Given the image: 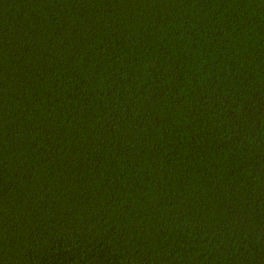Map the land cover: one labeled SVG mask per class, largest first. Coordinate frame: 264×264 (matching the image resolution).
Masks as SVG:
<instances>
[{"label": "trees", "instance_id": "1", "mask_svg": "<svg viewBox=\"0 0 264 264\" xmlns=\"http://www.w3.org/2000/svg\"><path fill=\"white\" fill-rule=\"evenodd\" d=\"M0 264H264V0H0Z\"/></svg>", "mask_w": 264, "mask_h": 264}]
</instances>
